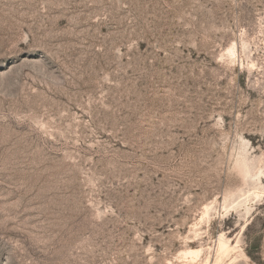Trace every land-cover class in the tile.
Instances as JSON below:
<instances>
[{
  "label": "rangeland",
  "instance_id": "obj_1",
  "mask_svg": "<svg viewBox=\"0 0 264 264\" xmlns=\"http://www.w3.org/2000/svg\"><path fill=\"white\" fill-rule=\"evenodd\" d=\"M0 264H264V0H0Z\"/></svg>",
  "mask_w": 264,
  "mask_h": 264
}]
</instances>
